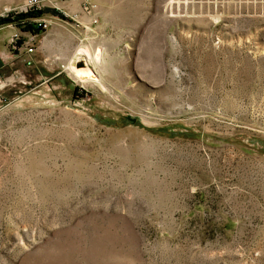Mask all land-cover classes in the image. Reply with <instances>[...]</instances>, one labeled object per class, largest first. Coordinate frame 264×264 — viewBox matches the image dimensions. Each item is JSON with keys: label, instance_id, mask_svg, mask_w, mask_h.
Segmentation results:
<instances>
[{"label": "rangeland", "instance_id": "obj_1", "mask_svg": "<svg viewBox=\"0 0 264 264\" xmlns=\"http://www.w3.org/2000/svg\"><path fill=\"white\" fill-rule=\"evenodd\" d=\"M48 4L0 26L44 55L3 53L0 264H264V0Z\"/></svg>", "mask_w": 264, "mask_h": 264}, {"label": "built area", "instance_id": "obj_2", "mask_svg": "<svg viewBox=\"0 0 264 264\" xmlns=\"http://www.w3.org/2000/svg\"><path fill=\"white\" fill-rule=\"evenodd\" d=\"M51 0H26L25 3V9L24 11H32V10H44L47 6L51 5L48 4L50 3ZM56 9V6L51 5V8ZM88 13H90V11L92 10L91 6L88 5H84L83 7ZM3 17V16H1ZM33 23L35 24L36 27H38L40 29L43 28L45 29L46 25H47V20H45L42 17H36L33 19ZM4 25V24H0ZM30 34H32V36H36L38 34V32H33V31H27ZM34 34V35H33ZM22 37H24L22 34H20L19 32H13L9 38L8 41V46L10 47L11 50H19L20 48H23L26 52L31 53L34 51V47L32 46L33 44L31 43V38L27 36V39L22 40ZM22 40V42L20 41ZM26 64H30L29 60L25 61Z\"/></svg>", "mask_w": 264, "mask_h": 264}, {"label": "bare ground", "instance_id": "obj_3", "mask_svg": "<svg viewBox=\"0 0 264 264\" xmlns=\"http://www.w3.org/2000/svg\"><path fill=\"white\" fill-rule=\"evenodd\" d=\"M78 55H83L85 58V66L84 67H77L75 58ZM96 55L93 53L87 46H80L75 53V57L68 63L66 66L69 73L74 77L76 80L82 83H93L99 85L103 88L102 79L98 73V70L95 68Z\"/></svg>", "mask_w": 264, "mask_h": 264}, {"label": "crops", "instance_id": "obj_4", "mask_svg": "<svg viewBox=\"0 0 264 264\" xmlns=\"http://www.w3.org/2000/svg\"><path fill=\"white\" fill-rule=\"evenodd\" d=\"M17 29L12 27H8V28H0V68L5 67V65L8 64H12L11 63V58H13V56H6L3 53L6 52L7 50V45H8V41H9V37L10 35L15 32ZM2 55V57H1ZM43 53L42 50H38L36 52H31L28 53L26 52L23 48H20L18 51V54L14 55L15 58H20L22 62L29 60L31 63L27 66L32 65V63H40L41 62L39 60H37V58H44L43 57ZM37 60V61H36ZM70 62V61H69ZM38 69V68H37ZM39 71V69H38ZM24 78V76H22Z\"/></svg>", "mask_w": 264, "mask_h": 264}, {"label": "trees", "instance_id": "obj_5", "mask_svg": "<svg viewBox=\"0 0 264 264\" xmlns=\"http://www.w3.org/2000/svg\"><path fill=\"white\" fill-rule=\"evenodd\" d=\"M44 10H37V11L32 10V11L22 12L20 14H17L16 18H14V16L8 14L6 16L0 17V24L12 23L14 21H17L16 19H20V18L22 19V17L23 18L39 17L44 12ZM25 27H26L25 30H29V31H33V32H39V28L36 27L34 23L29 22V23L25 24Z\"/></svg>", "mask_w": 264, "mask_h": 264}]
</instances>
